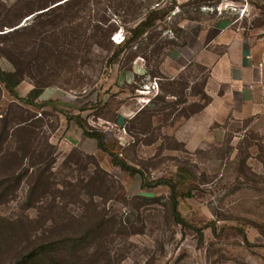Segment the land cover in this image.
<instances>
[{
  "label": "rangeland",
  "instance_id": "374dc122",
  "mask_svg": "<svg viewBox=\"0 0 264 264\" xmlns=\"http://www.w3.org/2000/svg\"><path fill=\"white\" fill-rule=\"evenodd\" d=\"M62 2L0 0V46L17 23L33 27L6 38L24 77L19 94L26 97L34 81L45 85L43 105L22 106L5 91L1 111L10 120L34 117L37 144L57 149L59 183L81 184L85 192L96 177L89 188L112 225L95 263L264 264V107L233 100L213 77L210 59L183 50L212 27L239 33L251 46L264 44V0H80L47 11ZM154 8L165 11L163 18L127 44L136 22ZM119 44L127 46L109 66ZM0 67L15 69L1 55ZM60 110L103 131L109 148L149 182L175 180L186 170L180 190L191 195L179 199V210L203 237L175 222L167 185L142 187L140 174L115 165ZM24 168L13 195L0 191V230L11 237L0 264L12 261L13 238L42 234L39 209L53 201L29 204ZM84 207L69 203L67 211Z\"/></svg>",
  "mask_w": 264,
  "mask_h": 264
},
{
  "label": "trees",
  "instance_id": "16d2710c",
  "mask_svg": "<svg viewBox=\"0 0 264 264\" xmlns=\"http://www.w3.org/2000/svg\"><path fill=\"white\" fill-rule=\"evenodd\" d=\"M79 1L64 0V2L49 8L47 11L54 8H63L64 5L70 6ZM164 12L162 8L149 10L146 16L139 19L136 22V26L131 29L132 36L127 44L137 41L154 28L157 21L165 15ZM43 13L45 11L40 14ZM30 15H33V13H30L25 18ZM19 25L20 23H17L11 31L3 33V36H1L3 37V44L0 46V55L6 58L15 69L8 70L0 67V167L4 169L0 174V191L4 195H13L15 189L23 181L22 167L25 166L26 168L23 170L28 172L26 198L29 204L33 205L34 203L43 202L47 196L52 197L53 201L48 209L43 206L39 209L41 216L39 218L44 220V225L41 226V235L36 233L30 234L29 237H24V239L13 238L14 241L12 243H16V247H14L16 250L9 264H96L98 262L95 259L100 254L99 246L105 241L112 225V219L94 200V193L89 188L90 185L96 183V177L92 176L88 184L82 187H87L85 192L77 189L81 184H75L72 181L59 183L53 171L57 149L49 141H46L45 147L39 143L37 144L34 117H12L10 120L8 113L4 114L1 111L2 98L5 91H8L22 106L43 105L39 102V99L44 93L45 85L40 84V82L34 81L33 88L26 97H22L18 92V87L24 77L20 64L11 55L12 47L6 38L18 33H26L33 28L32 25L25 27ZM115 30L114 26L112 31ZM110 42L114 44L111 39ZM127 44L124 46L119 44L120 48L110 58L109 66L114 65L120 59ZM46 103L58 109L56 101L49 100ZM60 111L66 115L69 122L75 120L83 130V135L94 139L97 146L112 157L115 165L130 171L132 174H140L143 180L142 187L167 185L171 189V214L175 222L194 228L203 237L202 230L191 225L179 210V199L191 195V192L186 193L180 190V187L188 180L186 170L179 173L175 180L160 178L149 182L140 169L127 164L120 158L118 153L109 148L106 134L103 131L91 126L80 115H72L65 110ZM61 185V189L57 187ZM82 195L88 196L89 204L84 202L81 198ZM76 202L84 203L85 207L83 210L78 214L68 212L69 203ZM11 224L15 223L11 222ZM17 227L21 230L23 229L18 225ZM31 231H33V228ZM10 238L6 229L0 230V251L7 245Z\"/></svg>",
  "mask_w": 264,
  "mask_h": 264
},
{
  "label": "crops",
  "instance_id": "0c3cea01",
  "mask_svg": "<svg viewBox=\"0 0 264 264\" xmlns=\"http://www.w3.org/2000/svg\"><path fill=\"white\" fill-rule=\"evenodd\" d=\"M190 41L184 54L192 51L209 58L213 77L227 85L233 100L264 107V44L251 46L239 33L217 27L200 31Z\"/></svg>",
  "mask_w": 264,
  "mask_h": 264
},
{
  "label": "water",
  "instance_id": "95a60500",
  "mask_svg": "<svg viewBox=\"0 0 264 264\" xmlns=\"http://www.w3.org/2000/svg\"><path fill=\"white\" fill-rule=\"evenodd\" d=\"M32 16H33V15L28 16V17H27V21H28L29 19H31Z\"/></svg>",
  "mask_w": 264,
  "mask_h": 264
}]
</instances>
